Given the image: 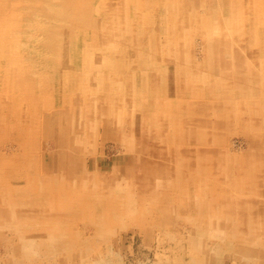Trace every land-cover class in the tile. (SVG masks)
<instances>
[{
	"label": "rangeland",
	"instance_id": "obj_1",
	"mask_svg": "<svg viewBox=\"0 0 264 264\" xmlns=\"http://www.w3.org/2000/svg\"><path fill=\"white\" fill-rule=\"evenodd\" d=\"M0 264H264V0H0Z\"/></svg>",
	"mask_w": 264,
	"mask_h": 264
},
{
	"label": "bare ground",
	"instance_id": "obj_2",
	"mask_svg": "<svg viewBox=\"0 0 264 264\" xmlns=\"http://www.w3.org/2000/svg\"><path fill=\"white\" fill-rule=\"evenodd\" d=\"M28 94V93H27Z\"/></svg>",
	"mask_w": 264,
	"mask_h": 264
}]
</instances>
